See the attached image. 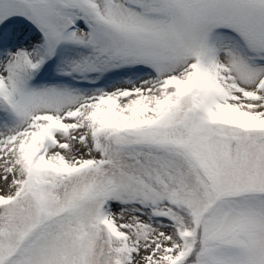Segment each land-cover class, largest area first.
I'll return each mask as SVG.
<instances>
[{
	"label": "snow or ice",
	"instance_id": "1",
	"mask_svg": "<svg viewBox=\"0 0 264 264\" xmlns=\"http://www.w3.org/2000/svg\"><path fill=\"white\" fill-rule=\"evenodd\" d=\"M0 264H264V0H0Z\"/></svg>",
	"mask_w": 264,
	"mask_h": 264
}]
</instances>
